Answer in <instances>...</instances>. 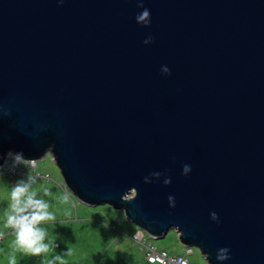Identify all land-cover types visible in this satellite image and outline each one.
Here are the masks:
<instances>
[{
	"label": "water",
	"instance_id": "1",
	"mask_svg": "<svg viewBox=\"0 0 264 264\" xmlns=\"http://www.w3.org/2000/svg\"><path fill=\"white\" fill-rule=\"evenodd\" d=\"M48 153L83 203L264 264V0H0V164Z\"/></svg>",
	"mask_w": 264,
	"mask_h": 264
},
{
	"label": "rangeland",
	"instance_id": "2",
	"mask_svg": "<svg viewBox=\"0 0 264 264\" xmlns=\"http://www.w3.org/2000/svg\"><path fill=\"white\" fill-rule=\"evenodd\" d=\"M36 162L37 170L45 177L33 176L32 168L14 179L0 173V233L4 236L0 242V264H9L12 256L17 262L32 256L15 246L14 230L7 225L11 189L21 181L30 183L37 198L46 201L56 217L53 222L39 225L46 232L44 243L49 250L41 253L34 264H158L146 260L144 249L134 236L140 228L124 211L109 204L91 206L80 201L64 184L50 153ZM145 236L159 249L186 254L192 264H209L197 247L187 253V246L173 228L160 238L147 233Z\"/></svg>",
	"mask_w": 264,
	"mask_h": 264
},
{
	"label": "clouds",
	"instance_id": "3",
	"mask_svg": "<svg viewBox=\"0 0 264 264\" xmlns=\"http://www.w3.org/2000/svg\"><path fill=\"white\" fill-rule=\"evenodd\" d=\"M149 16V11L144 9L137 16V21L148 23ZM16 159L22 160V154H16ZM185 171H187V166ZM10 207L11 212L7 216V225L14 230L15 246L31 255L47 252L49 245L44 243L46 232L39 225L53 222L56 219L55 214L49 211L48 203L37 198V193L31 190L30 183L21 181L11 189ZM2 235L0 233V236ZM226 252L227 249H221L218 259H227ZM9 264H17L15 256L10 258Z\"/></svg>",
	"mask_w": 264,
	"mask_h": 264
},
{
	"label": "built area",
	"instance_id": "4",
	"mask_svg": "<svg viewBox=\"0 0 264 264\" xmlns=\"http://www.w3.org/2000/svg\"><path fill=\"white\" fill-rule=\"evenodd\" d=\"M36 160L22 159L18 161L16 155L9 154L6 156L4 162L0 164V173H5L11 176L13 179L18 175H26L27 169H33V176L36 178H43V176L37 170ZM49 179V177H47ZM146 232L139 229L135 233V241L140 244L145 252L146 260L149 263L158 264H192L186 254H171L165 249H159L152 241L147 240L145 236ZM4 236H0V242L3 241ZM187 253H193V247H187Z\"/></svg>",
	"mask_w": 264,
	"mask_h": 264
},
{
	"label": "trees",
	"instance_id": "5",
	"mask_svg": "<svg viewBox=\"0 0 264 264\" xmlns=\"http://www.w3.org/2000/svg\"><path fill=\"white\" fill-rule=\"evenodd\" d=\"M41 255H32L23 261L17 262V264H34L36 259H38Z\"/></svg>",
	"mask_w": 264,
	"mask_h": 264
}]
</instances>
